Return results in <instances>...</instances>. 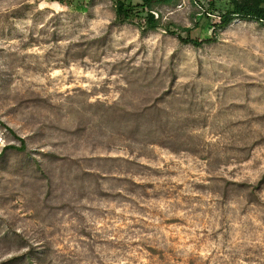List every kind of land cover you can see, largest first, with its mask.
Wrapping results in <instances>:
<instances>
[{
  "label": "rangeland",
  "instance_id": "rangeland-1",
  "mask_svg": "<svg viewBox=\"0 0 264 264\" xmlns=\"http://www.w3.org/2000/svg\"><path fill=\"white\" fill-rule=\"evenodd\" d=\"M116 1L0 0V264H264V27Z\"/></svg>",
  "mask_w": 264,
  "mask_h": 264
},
{
  "label": "trees",
  "instance_id": "trees-1",
  "mask_svg": "<svg viewBox=\"0 0 264 264\" xmlns=\"http://www.w3.org/2000/svg\"><path fill=\"white\" fill-rule=\"evenodd\" d=\"M60 4H64V0H57ZM175 0H140V4H134L132 1L117 0L115 2L116 11V23L120 25L132 24L131 16L135 13V10L139 7L142 9V13L146 10L145 21L143 25H140V30L145 33L149 30H155L160 26L159 18L155 17L153 12L154 6H171ZM208 9L200 14V18L205 20V25L212 28L214 33L211 39L200 40L192 37V31L198 25L195 24L193 28H182L172 24L164 27V31L175 37L181 45H189L194 49H200L204 45H211L217 42V33L226 29L235 20L254 21L264 27V0H226V1H213L208 3ZM222 6V9H219ZM79 11H84L81 6ZM217 11L218 15H213L212 12ZM199 19V20H201ZM214 20H217L214 22ZM10 149H16L10 147ZM24 146L22 145V150ZM21 150V148L19 149Z\"/></svg>",
  "mask_w": 264,
  "mask_h": 264
},
{
  "label": "built area",
  "instance_id": "built-area-1",
  "mask_svg": "<svg viewBox=\"0 0 264 264\" xmlns=\"http://www.w3.org/2000/svg\"><path fill=\"white\" fill-rule=\"evenodd\" d=\"M56 1V0H55Z\"/></svg>",
  "mask_w": 264,
  "mask_h": 264
}]
</instances>
